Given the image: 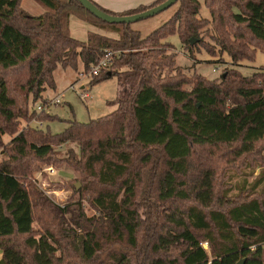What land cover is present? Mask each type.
<instances>
[{"label": "trees", "instance_id": "1", "mask_svg": "<svg viewBox=\"0 0 264 264\" xmlns=\"http://www.w3.org/2000/svg\"><path fill=\"white\" fill-rule=\"evenodd\" d=\"M34 1L43 14L26 12L23 0H0V264H264V169L249 187L248 179L223 185L218 173L226 151L239 158L264 146V66L252 76L232 68L218 81L186 77L162 43L178 35L235 65L253 62L264 54V0H179L146 39L77 0ZM165 1L119 14L93 3L130 16ZM81 23L119 36L79 40L72 28ZM115 49L124 52L90 81L117 76L115 112L71 121L54 135L19 129L36 115L30 104L54 87L58 65L77 68L81 59L85 75ZM67 142L78 154L56 158L54 146ZM50 162L79 175L83 199L60 206L33 185Z\"/></svg>", "mask_w": 264, "mask_h": 264}, {"label": "rangeland", "instance_id": "2", "mask_svg": "<svg viewBox=\"0 0 264 264\" xmlns=\"http://www.w3.org/2000/svg\"><path fill=\"white\" fill-rule=\"evenodd\" d=\"M117 7V11H112L101 6L96 0V4L113 13H122L133 10L141 6H151L158 0H103ZM23 9L32 15H41L44 13V7L36 3L34 0H23ZM179 4H175L169 9L134 23H131V29L140 32L141 38L146 39L154 30L166 23L176 12ZM204 16L209 17L208 11H203ZM89 32L104 34L106 36L118 38L116 32L108 29H101L97 26L81 23L74 26L73 36L79 40H86ZM194 38V37H193ZM165 50L175 57L176 65L180 68V72L186 77H201L210 81H218L226 71L232 68H238L245 76L254 75L261 67L264 66V54L258 51L253 62H242L241 67L233 64L231 58L226 53L219 50L209 53L205 49V45L199 44L194 48H190L181 42L178 35L166 38L163 42ZM205 43H210L206 38ZM197 44V43H196ZM148 45L142 46L137 50H112L116 57L122 52L145 51ZM118 58V57H117ZM112 65V64H111ZM114 71H118L117 68ZM85 72L84 63L78 60L77 68H64L58 65L53 73L54 87H47L43 92L41 100L35 105L30 104V110L36 113L35 117L30 121H20L21 128H35L49 132L50 134H58L67 129L71 121H79L88 123L97 120L116 111L117 105L114 101L118 95V78L114 76L99 84L91 85L92 76L90 71ZM84 94H89L87 98ZM59 103L56 104V101ZM41 106L42 110L38 111L37 107ZM32 112V113H33ZM39 115L42 117L39 119ZM11 140L9 136L4 137L5 143ZM260 146L259 154L247 155L236 158L233 154H228L219 162L218 173L220 174L221 183L223 185L238 186L248 179L247 187L252 186L254 179L258 176L260 169H264V149ZM73 150L78 154V146L76 143L67 142L54 146L56 158H66L68 152ZM0 158L2 153L0 149ZM213 164V169L216 168ZM53 168L54 173L48 169ZM33 185L48 197L53 203L63 206L66 203L83 199L80 191L83 184L79 175L67 166L64 162H50L40 164L39 170L32 177ZM259 193L264 191V184L259 188ZM234 196L237 191H234ZM83 204L88 215L93 212L88 202L84 199ZM38 227V224H35ZM38 238L32 239L33 242ZM206 249L207 245H205ZM2 257L0 251V258Z\"/></svg>", "mask_w": 264, "mask_h": 264}, {"label": "water", "instance_id": "3", "mask_svg": "<svg viewBox=\"0 0 264 264\" xmlns=\"http://www.w3.org/2000/svg\"><path fill=\"white\" fill-rule=\"evenodd\" d=\"M80 2V4L87 10L89 11L92 15H94L97 19L110 23V24H126V25H131V23L150 18L152 16H155L173 5H175L179 0H166L160 5H157L155 7L149 8L148 10L139 13V14H134L130 16H116V15H111L103 10L99 9L91 0H77ZM191 43L194 44L195 40L192 39ZM244 260L240 261L238 264H244Z\"/></svg>", "mask_w": 264, "mask_h": 264}, {"label": "built area", "instance_id": "4", "mask_svg": "<svg viewBox=\"0 0 264 264\" xmlns=\"http://www.w3.org/2000/svg\"><path fill=\"white\" fill-rule=\"evenodd\" d=\"M115 53L113 51H106L103 58L101 59L100 62H98L97 64H94L91 66L90 68V75L93 76H97L100 73H102L103 71L109 69L110 65L112 64V61L114 59ZM89 96V94H84V97L87 98ZM59 103V100L56 101V104ZM37 110L40 111L42 110V107L39 106L37 107ZM50 172L54 173L55 170L53 168H49L48 169Z\"/></svg>", "mask_w": 264, "mask_h": 264}, {"label": "crops", "instance_id": "5", "mask_svg": "<svg viewBox=\"0 0 264 264\" xmlns=\"http://www.w3.org/2000/svg\"><path fill=\"white\" fill-rule=\"evenodd\" d=\"M96 2H98L101 6L107 8V9H110L112 11H117V7L112 5L109 2H106V1H103V0H96ZM73 31H74V27L72 28V33H73Z\"/></svg>", "mask_w": 264, "mask_h": 264}]
</instances>
